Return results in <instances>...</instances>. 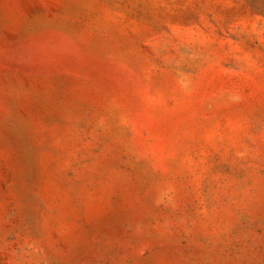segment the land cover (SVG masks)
<instances>
[{"label": "rangeland", "instance_id": "374dc122", "mask_svg": "<svg viewBox=\"0 0 264 264\" xmlns=\"http://www.w3.org/2000/svg\"><path fill=\"white\" fill-rule=\"evenodd\" d=\"M0 264H264V0H0Z\"/></svg>", "mask_w": 264, "mask_h": 264}]
</instances>
